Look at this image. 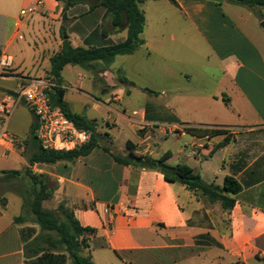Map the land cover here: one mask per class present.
<instances>
[{
	"label": "crops",
	"instance_id": "obj_1",
	"mask_svg": "<svg viewBox=\"0 0 264 264\" xmlns=\"http://www.w3.org/2000/svg\"><path fill=\"white\" fill-rule=\"evenodd\" d=\"M38 1L34 12L20 15ZM96 2L71 0L64 10L57 0H0V75L14 82L6 95L20 79L47 77L49 59L66 37L72 47L84 48L125 39L126 30L111 27ZM139 9L143 44L106 67L65 65L64 102L66 88L91 92L81 91L90 111L103 116L87 118L85 109L83 117L95 121L100 143L115 153L125 154L130 142L135 155L158 159L168 153L166 164L186 165L206 184L221 188L224 177H233L241 186L233 206L222 209L165 181L157 169L117 164L100 147L70 162L34 164L37 172L54 182L55 194L78 224L95 230L83 234L86 247L79 252L92 264H264V34L256 39L245 28L247 21L258 25L264 17L226 0H147ZM14 30L28 42L16 63L5 53ZM177 42L190 54L188 67L175 71L169 48ZM4 57L11 59L9 66L1 65ZM155 59L163 75L159 93L149 87ZM125 64L133 68L129 74ZM192 70L200 78H192ZM97 93L108 97L96 98ZM185 126L225 133L195 137ZM16 217L1 197L0 264L71 263L61 248L33 255V245H27L39 227Z\"/></svg>",
	"mask_w": 264,
	"mask_h": 264
},
{
	"label": "trees",
	"instance_id": "obj_2",
	"mask_svg": "<svg viewBox=\"0 0 264 264\" xmlns=\"http://www.w3.org/2000/svg\"><path fill=\"white\" fill-rule=\"evenodd\" d=\"M65 5L63 9L71 4V0H57ZM96 5L103 7L105 15L109 18L111 27H121L126 30V37L123 41L116 44H99L93 47H72L67 37L62 41L60 50L50 57V68L47 76L53 81L55 87L51 91H47V96L51 106L59 108L65 116L70 119L76 127L89 131V141L80 148L73 151H50L42 149L35 137L34 128L35 121L30 127V139L35 144L34 150L31 152L28 165L33 164H54L59 161L70 162L78 157L89 154L95 147H100L106 152L112 160L120 165L142 167L149 169H157L165 181L176 182L183 185L188 191L196 196L205 198L208 202H218L222 209H230L234 204V196L237 195L241 186L233 177H224L222 187L219 188L213 184H206L199 175L194 174L186 165L176 164L168 165L164 161L168 158L165 153L158 159L149 156H138L134 154V146L127 142L128 150L125 154L115 153L106 144H102V136L96 132L95 121L86 120L80 114L70 111L64 102L65 90L60 87V72L65 65H76L85 70H92L93 64L99 63L103 67L109 65L115 56L128 55L133 53L143 44L140 37L143 26L144 16L139 9V4L147 0H96ZM173 3V0H169ZM228 3L242 5L249 9L254 7H264V0H226ZM183 130L191 136H214L224 134V130L208 129L204 127H188ZM228 141V136L219 146L224 145ZM31 182L37 185V189L32 190V200L28 207L30 213L34 217V223L39 227V234L28 245L33 255L44 251H51L61 248L66 251L71 259L70 264H92L89 257L79 255L82 248L86 247V235H92L95 230L93 228L81 227L73 218L72 213L62 204L57 206L59 213L63 215V220L58 221L48 211L42 207V202L48 196V186L41 175H34L29 169L26 171ZM7 174H16L15 171ZM16 222L21 221V217L14 218ZM56 233L57 237L52 238L50 233Z\"/></svg>",
	"mask_w": 264,
	"mask_h": 264
},
{
	"label": "rangeland",
	"instance_id": "obj_3",
	"mask_svg": "<svg viewBox=\"0 0 264 264\" xmlns=\"http://www.w3.org/2000/svg\"><path fill=\"white\" fill-rule=\"evenodd\" d=\"M234 8H239L242 12L251 11L256 17H264V7H254L249 9L242 5L234 4ZM245 14V13H244ZM254 22V23H253ZM246 30L257 39L260 36V32L264 34V27L261 24H256L254 20H249L246 22ZM16 30V29H15ZM14 30V33H15ZM22 36L23 40H18L16 34H14V41L11 43L8 50L5 52L6 55H12L14 62L16 63L18 58L22 55H25L22 48L27 45V37L23 32L18 33ZM178 43V42H177ZM176 45H173L169 48L170 57L176 60L177 64L171 62L172 69L178 71V69H183L187 65L184 63L189 59V49L181 44L180 42ZM21 51H23L21 53ZM178 60V61H177ZM182 61V63L179 62ZM179 62V64H178ZM175 65V67H174ZM126 73H130L132 66L130 64H125ZM188 67V66H187ZM96 68V67H95ZM174 71V72H175ZM192 78H200V74L192 70ZM7 73H2L0 75V97L6 95L5 92L7 89H11L14 86V82L8 78ZM24 77H32L25 74ZM35 79V78H34ZM43 80L53 81L47 76ZM163 75L160 67V62L155 59L153 61V82L149 84V87L159 93L162 86ZM199 81V80H198ZM21 84H26L27 80L20 79ZM51 91V90H49ZM81 91H86V93H91L88 90H76L71 88H66L65 102L67 106L74 111L76 114H81L85 109H87L86 117H94L100 119L103 114H96L90 111L88 108L90 105V100L86 94H83ZM12 94V93H10ZM94 95V94H93ZM5 97V96H4ZM96 98H106L108 94H95ZM33 124V116L30 111L27 109L24 103H20L13 110L11 116L6 122V132L17 139V142L10 150L3 151L0 148V199L1 197L5 200H8V212L13 215H18L21 217V221L26 223H34V217L30 213L29 203L32 200V190L37 189V185L31 182V179L27 176L26 170L29 169L30 172L34 175H41L45 180V183L48 186V196L42 202V207L48 211L53 217L58 221L63 220V215L57 210V206L62 204L65 208V200L62 199L58 194H55V184L50 179L49 176L43 173L37 172V165H28V159L31 152L34 150V143L30 139V127ZM112 124V123H111ZM110 126L109 123L105 124V128ZM96 132L102 135V130L97 128ZM119 138H115L114 144L117 145ZM2 153V154H1ZM15 171L16 174H7L8 172ZM259 204L264 205V202H259ZM35 224V223H34ZM40 231V230H39ZM52 238H56L57 235L54 232L50 233Z\"/></svg>",
	"mask_w": 264,
	"mask_h": 264
},
{
	"label": "built area",
	"instance_id": "obj_4",
	"mask_svg": "<svg viewBox=\"0 0 264 264\" xmlns=\"http://www.w3.org/2000/svg\"><path fill=\"white\" fill-rule=\"evenodd\" d=\"M40 1L28 8L20 10L23 17L27 13L34 12ZM19 23L16 24L18 29ZM18 40L22 36L15 32ZM11 59L4 57L1 65L9 66ZM55 87L49 80L31 79L26 84H21L12 94L0 99V147H12L17 139L6 132V122L13 110L20 103H24L35 121L34 137L38 145L44 150L73 151L85 145L89 141L90 133L80 129L68 119L57 107L51 106L47 91ZM184 128V127H183ZM174 132V131H172Z\"/></svg>",
	"mask_w": 264,
	"mask_h": 264
},
{
	"label": "water",
	"instance_id": "obj_5",
	"mask_svg": "<svg viewBox=\"0 0 264 264\" xmlns=\"http://www.w3.org/2000/svg\"><path fill=\"white\" fill-rule=\"evenodd\" d=\"M261 26H262V27H264V22H262V23H261ZM81 115L83 116V115H84V113H81ZM157 169L159 170V169H160V167L158 166V167H157Z\"/></svg>",
	"mask_w": 264,
	"mask_h": 264
}]
</instances>
